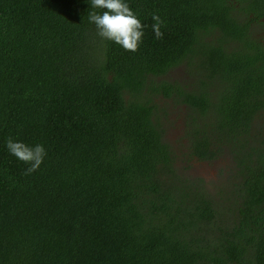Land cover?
I'll return each instance as SVG.
<instances>
[{
    "label": "trees",
    "instance_id": "obj_1",
    "mask_svg": "<svg viewBox=\"0 0 264 264\" xmlns=\"http://www.w3.org/2000/svg\"><path fill=\"white\" fill-rule=\"evenodd\" d=\"M128 3L135 52L88 0H0V264H264V0ZM181 63L189 87L156 81ZM145 90L185 106L189 159L231 156L223 189L179 173Z\"/></svg>",
    "mask_w": 264,
    "mask_h": 264
},
{
    "label": "rangeland",
    "instance_id": "obj_2",
    "mask_svg": "<svg viewBox=\"0 0 264 264\" xmlns=\"http://www.w3.org/2000/svg\"><path fill=\"white\" fill-rule=\"evenodd\" d=\"M155 79L156 81H175L187 87H189L192 81L191 75L185 71V64L182 63ZM146 95L151 98V101L155 105L153 118L162 130V139L171 148L174 165L177 167L179 173L186 177H201L206 187L214 194L223 189L226 179L234 168L231 156L223 154L211 162L189 159L186 155L187 148L184 144L185 137L183 133L185 128V109L171 97L163 96L156 92L153 94L147 93L145 90L143 98Z\"/></svg>",
    "mask_w": 264,
    "mask_h": 264
},
{
    "label": "clouds",
    "instance_id": "obj_3",
    "mask_svg": "<svg viewBox=\"0 0 264 264\" xmlns=\"http://www.w3.org/2000/svg\"><path fill=\"white\" fill-rule=\"evenodd\" d=\"M88 4L92 10L88 12L87 19L94 25L97 36L119 45L126 51L137 50L147 25L141 23L137 14L129 7L128 0H88ZM151 20L153 35L159 39L163 35L160 30L162 24L160 16L153 12ZM4 147L10 155L27 165L24 170L26 174L38 169L46 155L42 144L29 145L12 137L5 140Z\"/></svg>",
    "mask_w": 264,
    "mask_h": 264
},
{
    "label": "flooded vegetation",
    "instance_id": "obj_4",
    "mask_svg": "<svg viewBox=\"0 0 264 264\" xmlns=\"http://www.w3.org/2000/svg\"><path fill=\"white\" fill-rule=\"evenodd\" d=\"M169 71H170V70H169ZM169 71H168V72H169ZM166 73H167V72H166ZM166 73H165V74H166ZM163 75H164V74H163ZM157 78H158V77H157ZM181 106L185 109V106H184L183 104H182ZM184 113H185V118H186V110L184 111ZM184 125H185V122H184Z\"/></svg>",
    "mask_w": 264,
    "mask_h": 264
}]
</instances>
